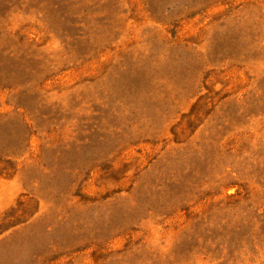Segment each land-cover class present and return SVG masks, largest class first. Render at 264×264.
<instances>
[{"label": "rangeland", "instance_id": "374dc122", "mask_svg": "<svg viewBox=\"0 0 264 264\" xmlns=\"http://www.w3.org/2000/svg\"><path fill=\"white\" fill-rule=\"evenodd\" d=\"M0 264H264V0H0Z\"/></svg>", "mask_w": 264, "mask_h": 264}]
</instances>
